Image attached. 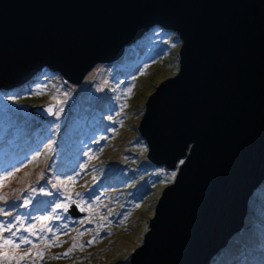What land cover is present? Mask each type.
Masks as SVG:
<instances>
[{"label": "water", "instance_id": "1", "mask_svg": "<svg viewBox=\"0 0 264 264\" xmlns=\"http://www.w3.org/2000/svg\"><path fill=\"white\" fill-rule=\"evenodd\" d=\"M156 25L178 34L179 67L148 96L138 129L148 159L177 172L131 264H210L264 180V0H0V89L46 66L81 83ZM56 106L30 111L45 119ZM78 204L73 216L85 213Z\"/></svg>", "mask_w": 264, "mask_h": 264}, {"label": "rangeland", "instance_id": "2", "mask_svg": "<svg viewBox=\"0 0 264 264\" xmlns=\"http://www.w3.org/2000/svg\"><path fill=\"white\" fill-rule=\"evenodd\" d=\"M159 30L152 37L146 38L145 35L128 45L122 57L124 61L120 58L118 62L97 63L81 83H71L56 74L49 78L44 75L32 94L18 91L17 95L9 92L8 96L2 97L0 92V133L3 142L10 137L11 141L15 136L21 137L26 119L33 122V129H38V134H41L37 138L40 146L29 150L26 159L11 169H0L2 175L12 173L7 184L11 188L9 194L17 192L20 196L29 197L35 188L36 196L39 194L37 182L51 178L52 182L54 179L61 185L70 186L71 196L80 193L76 198L83 201L85 208L91 204V210L75 216L80 218L76 221L82 220L83 225H89L87 233L80 231L84 233L82 237L86 243L79 239V232L76 237L68 233V239L53 249V258L41 264H131V254L143 241L163 188L174 180L172 173L176 175L177 168L153 164L147 157L148 147L138 129L148 96L179 67L181 41L178 34L175 31L165 32L167 38L160 34L162 32L158 33ZM90 73L92 77L86 81ZM120 83L119 89H115ZM102 86L107 91L99 96L103 97L102 101H97L93 92ZM129 87L131 93L126 95ZM50 100L57 101L56 113L50 118L41 119L30 111V106ZM121 105L124 107L121 108ZM24 114L29 115L25 117ZM112 115H115L114 119H110ZM55 127L56 131L53 130ZM59 141L63 146L59 157L67 153L63 158L69 164L67 169L63 168L62 159L58 165L54 164L52 173H49L52 159L51 156L45 158L43 153L49 148L53 155ZM127 141L130 143L123 145ZM87 152L91 160L84 166ZM95 164L101 169L88 175L89 166ZM69 177H74V180H69ZM81 177L86 180L78 182ZM25 190H30V193ZM255 190L245 226L231 237L229 245L223 247L222 255L231 252L230 262L239 253L240 246H254L260 251V244L255 243V238L259 234L264 235V183ZM90 193L99 199L90 198ZM45 197L47 194H41L38 200ZM89 216L92 217L91 223L87 219ZM124 217H127L125 222L118 223ZM101 224L103 227H100ZM96 230L99 232L97 242L81 248V244L87 245L88 237L97 235ZM73 244L77 247L69 256L59 255L71 249ZM2 258L0 256V260ZM219 258L211 263L226 264V260L224 263L222 257L221 260ZM0 264L10 263L6 260L4 263L0 261Z\"/></svg>", "mask_w": 264, "mask_h": 264}, {"label": "trees", "instance_id": "3", "mask_svg": "<svg viewBox=\"0 0 264 264\" xmlns=\"http://www.w3.org/2000/svg\"><path fill=\"white\" fill-rule=\"evenodd\" d=\"M158 29H160L158 33L162 32L160 34H162L168 38V35L164 34V33L165 32H171V30L161 28L158 25L154 26L152 29H150V31L146 32L143 36L146 35V38L152 37V36H154L155 31ZM127 48H128V46L126 47V49ZM126 49H125V52H126ZM125 52L119 57V59H116V62H118V60H120V58L121 59L124 58ZM123 61H124V59H123ZM55 74L63 77L60 74V72L55 71V70L46 66L40 72L37 73L33 82L24 83L18 87L19 89H16L17 87L10 88V89H0V92L3 93L2 97L8 96L9 92H11L13 95H17L16 92H18V91L25 92V93L29 94L40 83L42 76L46 75L45 78H49ZM45 78H43V79H45ZM120 85H121V83L116 85L115 89H119ZM105 91H107V89L104 86H102V88L100 90L93 92L94 98L97 101H102L103 97H99V96L102 93L104 95ZM50 101H55V100H50ZM46 102H48V101H46ZM55 102L57 103V101H55ZM56 109H57V106H56ZM105 109L106 108H104L103 110L101 109V111L103 112ZM55 113H56V110H55ZM55 113L53 115H55ZM27 115H29V114H24L25 117H28ZM53 115H51V116H53ZM50 117H48V118H50ZM114 117H115V115H112V116H110V119H114ZM18 120H20V119H18ZM33 126H34L33 122L26 119L24 122V129H26V130L24 131V129H23V131L21 132V135H20L21 137L15 136L13 141H11V137L7 138V141L5 143L3 142L4 140L1 139L2 135L0 133V169H11V168H13L15 165H18L19 163H21L24 159H26L28 157L29 150L33 151L36 147L40 146L37 138L41 134H38V129H36V128L33 129ZM53 130L56 131V127L53 128ZM128 137L125 136L124 138H128ZM61 141L58 142L57 150L55 151V153L53 155L50 154V152L52 150L49 148H47L45 150V153H43L45 158L51 156V159H52L51 163L49 164V166H50L49 173H52L51 169H53L54 164L58 165V163L60 161H62V159H63V161H62V163H63L64 162L63 157L67 155V153H66L61 158L59 157V155L61 154V150L63 148V146L60 144ZM128 143H130V142L127 141L123 145H126ZM122 150H124V149H122ZM86 156H87L86 157V164L84 166H87L88 162L91 160V156L90 155L88 156V152H87ZM67 164H69V162H67V161L64 162L63 168L67 169V167H66ZM45 166H46V159H45V163L43 164V167H45ZM94 166H95V168H93ZM89 167L90 168H88V172H87L88 175L90 173H93V172L101 169V166H98L97 164L91 165ZM81 168H82V170H84V172H86L84 167H81ZM56 169H57V166H56ZM5 176H8V175L0 174V197H4L7 201V203H5V200H0V208H4L5 211H10L12 213V215L11 216L0 215V221L16 223V218H20L22 221L23 227L20 226V223H17V228L20 229V231L18 232V235L29 236V238L32 239V241H33V245H21V247L19 249H16L12 246L0 248V252H3V253L6 252L7 256H8V259L2 258L0 260L2 263L6 262V260H8V262L10 264H24V263H28L31 261L33 262V264L44 263L45 261H48V260L53 258V256H54V254L52 253L53 249H55V247L61 246L62 243H64L66 241V239H68L66 237L65 233H67V234L71 233L70 236L75 234V235H73V237H76L78 232L80 233V231L87 233L88 228H89L88 224L83 225V224H78L76 222L74 223V221H76L77 219H80V218L73 216L68 211L65 213L62 209L56 208L57 203L69 204L71 202V201H68L66 199L67 197L71 196V187L70 186H66L65 184L61 185L59 182H56L54 179L52 182V179L48 178L47 180H40L39 182H37L38 186H39V188H37V191L39 192L38 195L34 196L35 192H33V195H31L29 197H27V196L23 197V196H20V193H17V192H13L12 194H9L11 188L7 187V184L10 182V176H8L7 179H4ZM84 180H86V178L81 177L78 180V182L84 181ZM263 183H264V180L262 181L261 184H263ZM4 185L8 189H6ZM53 185H55V186H53ZM84 186H82L81 188H83ZM41 188L44 189V192L40 191ZM24 192L30 193V190H25ZM45 193H51V195H47V197H45L41 200H38V196H40L41 194H45ZM76 197L77 196H73V195L71 196L72 200H76V201L79 200ZM25 200H29L30 203L25 204L24 203ZM79 201L83 202L82 200H79ZM249 210H250V208H249ZM57 215H60L62 218L56 219ZM41 216H50V217H52V219L50 221H40L37 219H33L34 217H41ZM68 217H71V219L70 220L67 219ZM248 217H250L249 211L247 214V218ZM64 223H68V228L67 229L61 228V231L56 233L55 236L53 235V233H49L47 231H45V232L39 231L42 224H47L49 227H52L53 229H55L56 226L63 225ZM30 224L35 225L34 231H36L38 233V236H41V237L47 236L48 240L38 239L36 236H31L30 233L25 232L24 228L28 227ZM241 230L236 232L233 236H235ZM13 231H16V228H14ZM101 233H103V232H101ZM259 233H260V231H259ZM9 235H10V233H8V232L3 233V236H5V237H7ZM233 236H232V238H233ZM79 239H82V241H84V238L82 236ZM231 239H230V241H231ZM51 240H55L56 243H54V244L49 243V241H51ZM17 242H19V241H17ZM257 242L260 244V247H259L260 251H258L254 246H251V247L249 245L240 246L239 253L237 254V256L234 258V260L232 262H230L228 260L229 258H231V252L228 254L225 253V255L221 254L219 260H221V257H222V262L225 263V260H226V264H264V235L263 234L262 235L259 234V236H257L255 238V243H257ZM227 245H229V243ZM41 250L44 252V256L42 259L37 257V252L41 251ZM25 253H30V254L23 260L19 259L21 256H24ZM13 257H15V259H13ZM217 258H215L214 261Z\"/></svg>", "mask_w": 264, "mask_h": 264}, {"label": "snow or ice", "instance_id": "4", "mask_svg": "<svg viewBox=\"0 0 264 264\" xmlns=\"http://www.w3.org/2000/svg\"><path fill=\"white\" fill-rule=\"evenodd\" d=\"M43 87H46V86H43ZM131 87H129L128 89V93L127 94H130L131 93ZM124 105H121V108H123ZM45 111L47 112H51L52 111V107H48L47 109H45ZM105 139H107L105 137ZM181 163H183V161H181ZM12 173H8V176H11ZM8 176H5L4 179H7ZM172 177L174 178L175 177V173L173 172L172 173ZM69 180H74V177H69ZM55 186V185H53ZM33 192L36 191L35 188L32 189ZM41 192H44V189L41 188L40 189ZM47 195H51V193H45ZM77 196H80L81 194L80 193H77L76 194ZM90 198H94V199H99L98 196H95V197H92V194L90 193ZM68 201H71V203H76V201L72 200L71 196L67 197L66 198ZM0 200H5V203H7L6 199L4 197H0ZM25 204L27 203H30L29 200H25L24 202ZM69 204L67 203H57L56 204V208L57 209H62L65 213L68 211V208H69ZM78 207V210L81 211V212H84V211H89L91 210V204H89L88 208H85L83 205H80L78 204L77 205ZM0 215H4V216H11L12 213L10 211H5L4 208H0ZM62 217L60 215H57L56 216V219H61ZM33 219H37V220H40V221H50L52 219V217L50 216H41V217H34ZM67 219H71V217H68ZM89 223H91V220H92V217L89 216L87 217ZM103 219H107L106 217H104ZM127 219V217H124V219L118 221V223L120 224H123L125 222V220ZM76 223H83V221H75ZM17 223H20V226L23 227V224H22V221L20 218H16V223H12V222H4V221H0V248H5V247H8V246H12L16 249H19L21 247V245H33V241L32 239L29 238V236H24V235H18V232L20 231L19 228H17ZM100 227H103V224L100 225ZM16 228V231H13V229ZM61 228L63 229H67L68 228V223H64L63 225H58L56 226L55 229H53L52 227H49L47 224H42L41 228L39 229L40 232H49V233H53V235L55 236L56 233L60 232L61 231ZM35 229V225L34 224H30L28 227H25L24 228V231L25 232H28L30 233L31 236H36L38 239H43V240H48V237L47 236H38V233L36 231H34ZM97 231V235L93 236L92 239L88 240L87 241V245L85 244H81L80 247L83 248V247H86V246H90L94 243L97 242V237L99 236V232L98 230ZM4 232H8L10 233L9 236L5 237L3 236V233ZM67 234V233H65ZM79 236H83L84 233L81 232L78 234ZM19 241V242H17ZM49 243H56L55 240H51L49 241ZM77 247L76 244H73V247L71 249H69L67 252H64V253H61L59 254L60 256H64V257H67L70 255V253ZM30 253H25L24 256H21L19 259L23 260L25 259ZM0 256H3L4 259H8V256H7V253H0ZM44 256V252L41 250V251H38L37 252V257L38 258H43ZM13 259H15V257H13Z\"/></svg>", "mask_w": 264, "mask_h": 264}, {"label": "bare ground", "instance_id": "5", "mask_svg": "<svg viewBox=\"0 0 264 264\" xmlns=\"http://www.w3.org/2000/svg\"><path fill=\"white\" fill-rule=\"evenodd\" d=\"M90 77H92L91 76V73L89 74V76L87 77V79L86 80H88ZM103 95V93L102 94H100V96H102Z\"/></svg>", "mask_w": 264, "mask_h": 264}, {"label": "clouds", "instance_id": "6", "mask_svg": "<svg viewBox=\"0 0 264 264\" xmlns=\"http://www.w3.org/2000/svg\"><path fill=\"white\" fill-rule=\"evenodd\" d=\"M211 264V263H210Z\"/></svg>", "mask_w": 264, "mask_h": 264}]
</instances>
